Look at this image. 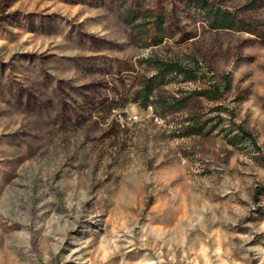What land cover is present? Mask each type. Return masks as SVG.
Here are the masks:
<instances>
[{
	"label": "rangeland",
	"instance_id": "1",
	"mask_svg": "<svg viewBox=\"0 0 264 264\" xmlns=\"http://www.w3.org/2000/svg\"><path fill=\"white\" fill-rule=\"evenodd\" d=\"M201 1L243 23L213 29L196 0H0V264H264V0ZM162 61L198 80L145 107ZM160 91L192 97L165 113Z\"/></svg>",
	"mask_w": 264,
	"mask_h": 264
},
{
	"label": "trees",
	"instance_id": "2",
	"mask_svg": "<svg viewBox=\"0 0 264 264\" xmlns=\"http://www.w3.org/2000/svg\"><path fill=\"white\" fill-rule=\"evenodd\" d=\"M196 2L197 3H195L196 4L195 7H198L199 10L203 11L204 15H207L210 18L211 26L213 29L230 30L238 27L239 24L241 25L243 23L242 20H239L236 16L232 15L231 13L221 12L218 10L214 11V9L208 7L205 1L196 0ZM242 31H246L248 33L255 32L247 27H245L244 29L242 27ZM155 70H156L155 77L148 79L144 83V85H142L141 90L138 92L139 95L142 94L144 97L143 105L145 107H152V104L150 103V99L154 94L153 92L155 88L159 86V84L156 83L158 80H160V84H163L166 79H170V78H176V79L183 78V80L193 82L198 80L197 74L200 71V69L196 67L187 68L178 62H164V61L158 63L155 67ZM230 87H231V82L227 78H224L223 85L212 83L208 88L194 91L193 96L206 99L207 101L210 102L219 101L224 96L225 91L229 90ZM191 97L190 96L185 97L179 95L175 97H170L167 96L166 93L160 91V96H158L157 98L159 102H155V106L158 108L160 107L161 111L165 113H170V112L179 113L188 106L187 103L189 98ZM217 110L225 112L223 106H220ZM232 119L233 118L231 117L230 120ZM209 123L210 122H206V121L201 122L200 119H188L185 122L184 135L185 136L202 135L203 133H205ZM237 129L242 136L250 139L251 142L254 143V139L252 138L251 133L243 129V127L240 125L237 126Z\"/></svg>",
	"mask_w": 264,
	"mask_h": 264
},
{
	"label": "bare ground",
	"instance_id": "3",
	"mask_svg": "<svg viewBox=\"0 0 264 264\" xmlns=\"http://www.w3.org/2000/svg\"><path fill=\"white\" fill-rule=\"evenodd\" d=\"M151 108V107H150Z\"/></svg>",
	"mask_w": 264,
	"mask_h": 264
}]
</instances>
